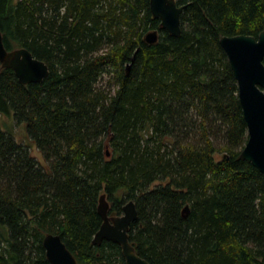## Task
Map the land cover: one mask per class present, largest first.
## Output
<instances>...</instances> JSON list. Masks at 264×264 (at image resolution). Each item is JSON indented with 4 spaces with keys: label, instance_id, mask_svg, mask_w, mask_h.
<instances>
[{
    "label": "trees",
    "instance_id": "obj_1",
    "mask_svg": "<svg viewBox=\"0 0 264 264\" xmlns=\"http://www.w3.org/2000/svg\"><path fill=\"white\" fill-rule=\"evenodd\" d=\"M176 3L178 36L149 0H0L5 48L48 66L22 83L0 64V264H52L48 233L79 264H126L93 242L101 197L110 217L134 201L128 239L149 264H264V174L240 158L247 125L219 44L257 37L264 0Z\"/></svg>",
    "mask_w": 264,
    "mask_h": 264
},
{
    "label": "water",
    "instance_id": "obj_2",
    "mask_svg": "<svg viewBox=\"0 0 264 264\" xmlns=\"http://www.w3.org/2000/svg\"><path fill=\"white\" fill-rule=\"evenodd\" d=\"M149 9L154 18L170 35L181 32L180 15L182 6L176 0H149ZM156 30L146 33L144 40L155 43ZM219 44L227 55L230 68L237 81L238 98L247 125V141L240 152V158L250 162L264 174V24L257 37L248 34L222 35ZM0 64L12 68L22 83L40 82L48 74L47 64L34 57L26 48L7 50L0 32ZM102 223L94 235L93 242L108 240L121 247L126 264H149L135 252L128 239L129 224L136 219L133 200L122 207V213L113 217L107 214L103 197L98 204ZM189 207L182 209L187 216ZM47 259L52 264H79L75 255L66 247L58 234L48 233L42 239Z\"/></svg>",
    "mask_w": 264,
    "mask_h": 264
},
{
    "label": "rangeland",
    "instance_id": "obj_3",
    "mask_svg": "<svg viewBox=\"0 0 264 264\" xmlns=\"http://www.w3.org/2000/svg\"><path fill=\"white\" fill-rule=\"evenodd\" d=\"M146 35V34H145ZM144 35V37H145ZM102 84H106L107 76L103 77L100 81ZM4 123H2V128H7L12 132L16 140L28 144V138L26 134V128L24 123L17 124L11 117H2L1 118ZM6 124V125H5Z\"/></svg>",
    "mask_w": 264,
    "mask_h": 264
}]
</instances>
